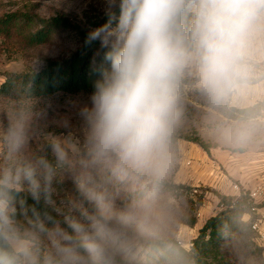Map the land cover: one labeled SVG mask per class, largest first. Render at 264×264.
Masks as SVG:
<instances>
[{
    "label": "clouds",
    "instance_id": "clouds-1",
    "mask_svg": "<svg viewBox=\"0 0 264 264\" xmlns=\"http://www.w3.org/2000/svg\"><path fill=\"white\" fill-rule=\"evenodd\" d=\"M102 3L83 41L92 91L68 101L75 119L57 114L60 131L41 130L35 150L30 112L0 130V264H113L129 233L156 237L187 81L214 112L239 113L224 128L237 144L264 128V0ZM66 181L74 194L56 208Z\"/></svg>",
    "mask_w": 264,
    "mask_h": 264
},
{
    "label": "rangeland",
    "instance_id": "rangeland-1",
    "mask_svg": "<svg viewBox=\"0 0 264 264\" xmlns=\"http://www.w3.org/2000/svg\"><path fill=\"white\" fill-rule=\"evenodd\" d=\"M18 9L46 18L62 14L87 32L105 21L102 0H0V16ZM81 46V36L70 29L59 30L50 42L33 48L0 38V85L8 72L42 69L49 60L69 58ZM88 96L87 93L59 92L41 99H0V130L8 126L10 114L30 112L35 133L32 149L35 150L43 143L41 130L60 131L53 123L57 114L67 113L75 119V110L70 108L68 101L78 99L83 104L88 102ZM44 112L48 114L47 119L41 116ZM238 115L214 112L194 82L185 83L171 138L172 166L159 193L161 220L156 229L157 236L144 238L129 233L113 264H169L155 260L148 262L149 249L145 241L171 239L189 249L205 221L221 210L216 192L238 196L240 192L235 185L241 190L264 185V128L258 129L244 143L237 144L225 134L224 128ZM183 135L201 137L209 151L183 139ZM3 160L0 153V162ZM72 194L70 181L57 185V194L53 196L55 207L63 208L61 200ZM50 207L54 211L53 206ZM191 221H195L193 226L189 224ZM224 246L230 264H264V243L255 237V233L249 238L233 236Z\"/></svg>",
    "mask_w": 264,
    "mask_h": 264
},
{
    "label": "trees",
    "instance_id": "trees-1",
    "mask_svg": "<svg viewBox=\"0 0 264 264\" xmlns=\"http://www.w3.org/2000/svg\"><path fill=\"white\" fill-rule=\"evenodd\" d=\"M65 29L76 31L81 36L82 46L67 59L49 60L42 69L29 68L20 73H6L5 81L0 85V99L20 101L48 98L59 92L91 93L95 77L90 66L95 50L83 47L87 31L80 25L62 14L46 18L22 9L0 16V38L26 47L45 45L59 30ZM254 112L256 116L260 114L258 108ZM182 138L209 151L208 145L199 136L183 135ZM216 195L221 210L205 221L198 236L191 241L189 249L176 240H146L145 245L149 249L148 262L155 260L169 264H230L228 254L224 251L225 242L236 235L246 238L254 235L250 223L243 221V216L257 205L245 189L241 190L240 196H227L218 192ZM28 203L31 204L32 201L29 200ZM39 210L42 213L45 206L41 205ZM46 210L56 215L50 205ZM189 224L193 226L195 221Z\"/></svg>",
    "mask_w": 264,
    "mask_h": 264
},
{
    "label": "built area",
    "instance_id": "built-area-1",
    "mask_svg": "<svg viewBox=\"0 0 264 264\" xmlns=\"http://www.w3.org/2000/svg\"><path fill=\"white\" fill-rule=\"evenodd\" d=\"M234 188L240 192L238 195L240 196L241 189L239 188V186L235 185ZM247 191L250 199H252L254 204L257 205L251 208L250 214H252L253 216L250 219L249 223L251 225V229L255 233L256 238L260 242L264 243V216L258 214V210L260 208L258 206L261 205L262 207H264V185H257L253 189H249Z\"/></svg>",
    "mask_w": 264,
    "mask_h": 264
},
{
    "label": "crops",
    "instance_id": "crops-1",
    "mask_svg": "<svg viewBox=\"0 0 264 264\" xmlns=\"http://www.w3.org/2000/svg\"><path fill=\"white\" fill-rule=\"evenodd\" d=\"M258 214L264 216V207L259 208V210H258ZM252 216H253L252 214H250V213H246V214L243 216V220H244L245 222H249L250 219L252 218Z\"/></svg>",
    "mask_w": 264,
    "mask_h": 264
}]
</instances>
